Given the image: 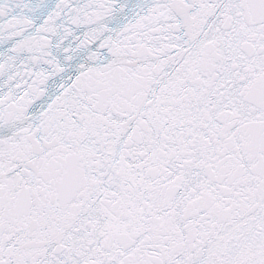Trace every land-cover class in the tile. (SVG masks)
<instances>
[{"label": "snow or ice", "instance_id": "snow-or-ice-1", "mask_svg": "<svg viewBox=\"0 0 264 264\" xmlns=\"http://www.w3.org/2000/svg\"><path fill=\"white\" fill-rule=\"evenodd\" d=\"M0 264H264V0H0Z\"/></svg>", "mask_w": 264, "mask_h": 264}]
</instances>
